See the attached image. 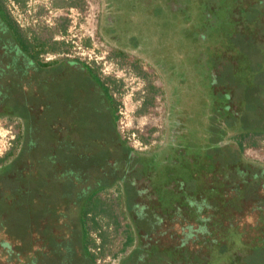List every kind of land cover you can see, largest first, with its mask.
I'll return each instance as SVG.
<instances>
[{
    "label": "rangeland",
    "instance_id": "374dc122",
    "mask_svg": "<svg viewBox=\"0 0 264 264\" xmlns=\"http://www.w3.org/2000/svg\"><path fill=\"white\" fill-rule=\"evenodd\" d=\"M89 1L93 7L98 9V34L104 40L105 45L102 46L97 41L89 45L83 54L77 52L76 55L83 57L82 59L89 63L98 75L104 77V82L108 83L115 111L112 101L104 89L101 87L98 89L92 84L89 74L83 69L84 67L71 66L73 63L82 65L78 59L59 57L58 65L52 64L51 67L40 68L34 75L28 74L25 65L19 67L16 63L14 65L9 63L11 59L8 62H0V105L5 106L0 112V160L3 159L0 161V174L7 168L8 172H12L11 167L9 168L10 164L14 163L16 166L13 171L14 175L4 172L2 176L5 178L0 176V215L3 213V217L0 218V229L1 233L16 237L22 243L21 245H24L23 249L31 245L38 246L36 236L38 233L27 231L29 223L34 222L38 227L44 219L60 223L61 219L66 217L76 225L77 217L75 216L80 214L79 210L84 211L86 205L83 200L89 198L88 194L91 192L95 194L104 188L105 190L112 189L111 192L109 190L110 193L108 192L111 197H115L113 189L118 192L123 191L128 196L130 184L127 183V178L134 177L137 180V187L140 189V179L146 178L148 174V179L153 184L157 182L165 184L163 185L164 192L168 191L169 184H172L170 190L174 191V184L178 188L184 183V179H181L184 175L179 176L180 170L185 169H183L185 155L184 152L179 151V138L185 142L189 134L190 139L186 141L190 142L192 148L185 153L202 155L207 152L206 150L196 151L195 145L213 140L214 137L209 135L214 134V130L199 131L198 133L191 130L183 131L190 126L189 117L191 114L187 116V112L192 110L193 114L197 116L195 109L198 108L200 102L196 103L195 100L198 96L203 97L205 94L204 88H197L202 83L197 84L195 81L203 67L197 65H201L197 58H190L187 64H183L184 60L186 61L184 55L170 54L171 46L183 47L185 42H188L185 41L186 38H190L187 35L188 25L185 24L190 21L206 27L204 31H199L201 27L194 31V37L202 40L199 41L201 47L196 51V54L203 57L212 54L214 59L219 57L220 61L223 60L222 57H236L234 64L244 63L246 67L248 65V70L238 67L243 82L238 85L236 92H240L245 101L244 122L251 127L255 123L256 129L264 130V4L259 3L258 0H254L251 5L246 6L245 4L246 10L243 12V16L247 18H240V0H235V7L231 3L226 6L225 0H196L212 11V14L209 15L208 8L203 10L204 7H202L196 16L191 13L187 5L190 0H179L182 6L174 12L178 13L177 21L183 23L181 24L183 28H174L172 34L163 33L160 34L161 37L158 33H154V30L152 35H147V31L149 32V27H151L150 23L159 25L168 17L169 12L173 9L172 4L162 5L161 0H139L138 4L135 3L131 7L129 4L121 3L120 9L125 8L126 13H124L118 11V6L116 7L114 4L115 0ZM75 2L76 5H74ZM86 4V0H25V3L22 4L15 0H5L8 11L10 12L11 8L14 12V14L10 12L11 16H17L24 23V26H20L24 33L29 36H46L51 41L53 39L56 41V36L65 34L68 28H71V32L68 33L71 40L67 45L71 47L70 43L72 40L75 41L72 44L75 45L74 50L77 51L80 50L79 46L88 44V40H85L83 36L86 26L83 24L84 11L88 10ZM71 6L76 8L72 12H68L70 14L68 19H63L61 10L56 9V7ZM157 7L164 8L158 13L159 15L154 13ZM89 12L91 11L89 10ZM203 14L204 16H202ZM192 16L194 20L190 19ZM202 18H208V20L198 23ZM230 19L239 20L232 23L239 29L232 31L233 37L230 38V42H234V46H239H235L233 52L229 53V40H227L226 34L229 32V28H232L227 23ZM222 29H225V39L217 36ZM136 34L139 35L135 39ZM203 37L206 38L203 39ZM158 39L161 41L158 42ZM138 40L143 42L140 48L145 50V54L129 45V42ZM163 40L168 42L163 43ZM135 44L137 45V42ZM62 51H66V49L60 50V52ZM116 51H123L124 56H117ZM205 67L209 68V66ZM174 75L177 77L172 80ZM15 79L18 88L17 105L12 107L17 109V112L9 108L11 103L15 102V97L11 96L12 84ZM193 82L197 84L196 88H194ZM42 86L49 93L41 92ZM165 86L168 88V92ZM100 90H103V93ZM167 97L169 99L166 109L165 100ZM165 109L166 116L172 113L171 123L164 120ZM115 117L121 121L120 125L124 129L118 127L119 123ZM61 118L69 121V124H66V121L61 123ZM164 128L167 132H164ZM120 129L126 137H132L127 138L129 142L138 139L151 143L157 139V143L147 151L163 145L157 150L145 153L148 163L140 165V168H135L136 163L132 161L131 164L128 158L123 160L121 157L120 145L124 141L122 137L121 139L119 137V135L121 136ZM164 133L166 140L163 143ZM204 133L205 135L202 136ZM132 134H134V138ZM233 135L226 136V140L223 139V141L234 142L237 139ZM62 136L65 142L62 147L64 151L61 150L60 141H57L54 148L51 143ZM253 140L255 143L246 144L242 156L248 162L264 167V137H255ZM251 146L258 149L253 150ZM208 151L211 153L212 149ZM15 157L22 162H15ZM126 165H133L132 172L125 168ZM186 169L188 170L187 165ZM157 172H159V176H157ZM235 176L231 172L227 175L230 180L239 178V175ZM204 178H206L204 181L207 182V185L212 186L220 178H223V175L219 171H215L214 174L207 172L206 175L204 174ZM116 180L119 182L115 185ZM108 185L111 187L109 188ZM106 186L108 187L106 188ZM240 186L244 188V183H240ZM219 190L222 196L215 195L214 200L220 205L223 202L229 203V210L225 208L226 214H217V217L224 218L225 227L213 230L209 240L215 237L223 244L229 243L232 246L231 249L236 252L238 251L235 247L242 246L240 241L246 242L251 247L262 244L264 241V204H262L264 189L261 188L259 196L246 195L249 199L252 197H257L258 201L261 199L260 209L255 208L254 201L245 200L242 203H235L231 200L237 196V191L235 192L231 188L229 180H226L225 185H221ZM155 191H161V188H155ZM167 195L168 192H166L165 198L160 199V205H166ZM186 196L183 191L181 199L185 201ZM146 200L148 199L146 198ZM135 201H127L124 197L121 201L119 200L118 205L117 201L115 203L112 201L115 213H118L117 224L110 215H106V224L109 226L106 225L107 227L103 229L102 224L100 228L108 232V235L106 234L107 241L103 246L105 252L126 251L129 254L139 243L143 245L141 247L149 248L151 241L157 239L168 249L180 244L190 226V231H193L197 238L193 239L194 242L192 239L188 240L185 245L189 249L207 250L199 243L203 241L202 235H206L208 238L209 234H202L198 231L200 222L193 217H184L185 219L182 217L180 222L177 218L178 220L171 222L172 218L164 217L162 211H159L156 213L163 216L159 229L147 235L143 233L144 230H138L136 223L131 219L133 212L127 209V207L131 209ZM188 205V203H182L179 208L182 212L179 214H186L190 210ZM167 207H169L167 212H170L167 215H172L171 207ZM191 212L194 214L193 211ZM209 222L210 220H206V223ZM128 223L135 230L136 237L133 243L123 247L126 238L125 227ZM201 223L204 224L203 221ZM229 224L232 226L227 229ZM3 236L2 234L1 238H4ZM64 236H66L65 232ZM77 236L79 235L76 229V234L73 233L72 237L69 236L65 240V244L70 246L67 250L71 252L62 256L63 259L57 258L58 262H61L58 264H93L89 256L85 254L84 257H80L71 248L74 244L75 246L78 244ZM74 241L75 243L72 244ZM220 246L219 248H221ZM262 251V248H257L255 252L250 251V248L246 249L239 263L233 261L235 259L230 256L231 254L223 255H225L224 260L231 259L228 264H233V262L235 264H264ZM221 256H219L222 259L220 261H224ZM165 260L164 262H166ZM183 262L180 264H189ZM174 263L172 262V264Z\"/></svg>",
    "mask_w": 264,
    "mask_h": 264
},
{
    "label": "trees",
    "instance_id": "16d2710c",
    "mask_svg": "<svg viewBox=\"0 0 264 264\" xmlns=\"http://www.w3.org/2000/svg\"><path fill=\"white\" fill-rule=\"evenodd\" d=\"M17 1L19 4L25 3V0H15ZM160 2H162V5H168V4H172V10L169 12L168 17L166 19H164L162 21V23H160L159 25H155L153 23L151 24V27H149V32L147 31V35L150 34H154L155 32L159 34V36H161L163 33L165 34H172L173 30L172 29H177L179 27L183 28V24L181 21H177V19H179L178 17V13L174 12V10H177V8L182 6L181 1L179 0H161ZM197 2V1H196ZM195 0H190L189 3H187V5L189 6L191 13L194 15H198V11L199 9H201L202 7L203 10L208 8L206 5L202 6L200 4V2L196 3ZM121 3L129 4V6H133L135 3L138 4L139 0H115L114 4L117 7L118 6V11H123L124 13H126L125 8L120 9ZM196 3V4H195ZM77 3L75 2L74 5H76ZM117 4V5H116ZM113 5V4H112ZM152 6V5H151ZM117 9V8H116ZM164 8L162 7H157L154 10L155 15H159L158 13L163 11ZM207 10V9H206ZM206 13V12H204ZM207 13L212 14V11L210 8H208ZM204 16V14L202 15ZM194 17L192 16V18H190L191 20ZM194 20V19H193ZM204 20H208V18H202L201 20L198 21V23L203 22ZM197 21V20H195ZM181 25V26H180ZM188 36L190 38H186L185 41H188L187 43L185 42L183 47H173L171 46V50H170V54H175L176 56L178 55V53H184V56L186 57V61L184 60L183 64H187L188 59L190 58H197V61L199 60L201 62L200 64H197L198 66H202L203 68L200 71V74L198 76H196L195 81H197L196 83H202L200 84L199 87L197 88H204L205 89V94L203 95V104H206V106L204 107V115L207 116L209 115L210 117V121L207 123L209 129L212 131L214 130V134L209 135L210 137H214L213 140H208L207 142L203 143L202 145H200L201 150H206L209 157H210V161L212 162V159L214 161H218L220 160V157L223 158V155L225 153V151L227 152L228 156L226 158L227 162H230L236 166H240L242 164L245 165V170L246 171H250L252 172V174H256L258 176L261 177V175L264 173V168L262 167H258V165H254L252 163H249L247 160H245L241 154H240V145H243L244 147L246 146V144H253L255 143V141L253 140V138L255 137H264V130H260V129H256L255 128V123L254 126L251 127L250 125H247L246 122H244V105L245 101L242 99V94L240 92H236V90L238 89V85H241L243 82V77L242 74L240 72H238V67H242L248 70V65L247 67L244 66V63H239V65L234 64L233 62L235 61V58H227V57H222L223 60H219V57L214 59L210 54L208 57H203V56H199L198 54H196V51L200 49L201 47V43L199 44V41L202 40H198L196 37H194L195 34V29H199V31H204L205 30V26H201V24H196L193 23L192 21H190V23L188 22ZM207 26V25H206ZM229 26H231L232 28H229V32H227L226 36H227V40H229V53L233 52V48L235 46H239V45H235L234 46V42H230V38H232L233 33L232 31H234L235 29H239V27L237 26H232L229 24ZM228 26V27H229ZM226 28V27H225ZM154 30V33H153ZM223 33H222V32ZM219 34L217 36H219V38H223L225 39V29H222ZM179 32V31H178ZM161 34V35H160ZM139 34H136L134 37L136 39V36H138ZM201 35H203V33L201 32ZM207 35V34H206ZM216 35V34H214ZM162 37V36H161ZM193 38V39H192ZM206 37H203V39H205ZM232 40V39H231ZM161 39H158V42H160ZM166 40H163V43ZM61 42L63 45H66L67 43L64 41H59ZM58 41H51L48 37H41V36H37V35H32L29 36L28 34L24 33L23 29L15 22V20L13 19V17L11 16L10 12L8 11L6 5H5V0H0V48L1 49H5L7 47L10 50H12L15 54L16 52H20V54L22 56H24L26 58V60L31 61L33 63V65L35 66L36 69H40L45 67L46 65H49L56 60H53L51 62H43L41 63L40 60V54L43 52H46L48 50H57L60 49L61 46H63L62 44H59ZM137 42V45L135 44ZM168 41H166L167 43ZM141 41H131L129 42V45L134 46L135 49L144 52V54L146 53L145 50H142V48H140V45L143 44V42L141 43ZM198 43V44H197ZM139 44V45H138ZM138 46V47H136ZM133 48V47H131ZM170 49V48H168ZM227 50V51H228ZM141 52V53H142ZM117 56H124V52L123 51H116ZM143 54V53H142ZM227 55V54H226ZM1 57V54H0ZM226 58V59H224ZM208 60V61H207ZM206 61V62H205ZM86 67L90 68V65H87L85 63H83ZM205 66H209L205 67ZM185 67H187V65H185ZM90 70H93V67L90 68ZM194 83V88H196L195 82ZM41 84V83H40ZM214 84L216 87H218V89H214L213 85ZM12 88L11 89V96L15 97L14 101L12 102L11 105L9 106L10 109H14L13 107H15L17 105L16 103V95H17V80L15 79V82L12 84ZM152 88V87H151ZM154 89V88H152ZM43 90V91H42ZM41 92H48V90H45V87L42 86ZM49 93V92H48ZM14 94V95H13ZM230 95V98H228L227 96ZM201 97V96H198ZM233 97V98H232ZM29 98V96H28ZM233 99L236 104H237V113L239 114H235L234 116H231V113L233 110H235L234 108H231L230 111L226 110V106L227 103L231 102ZM239 104V105H238ZM240 105L243 106V108L241 109ZM13 106V107H12ZM231 106V104H230ZM15 112H17V109H14ZM202 110V108H201ZM191 112V110H189ZM219 111H221V113H218ZM187 112V116L190 117L189 118H193L191 116H196V114H193V112ZM236 112V111H235ZM217 120V121H216ZM237 126V128L239 129V133H238V145L237 148H233L232 150L230 149L229 146L225 145L222 143L223 141V136L224 134L229 130V129H233L234 126ZM205 134H202V136H204ZM187 137V134H186ZM187 139H190L189 135L187 137ZM57 141H60V147L61 150L64 151V149L62 148L65 145L64 142V138L60 137V139L58 138L57 140H53L52 143V147L54 148ZM122 142V141H121ZM122 148L126 147L125 143L122 142L121 144ZM226 146L230 149V151H228L226 149ZM232 148V147H231ZM124 149V148H123ZM212 149V152L210 153L208 150ZM200 150V151H201ZM124 151V150H123ZM122 151V153H123ZM197 151V150H196ZM9 153H11L9 151ZM9 153H7L8 155H10ZM196 154V153H195ZM193 154V156L195 155ZM7 155V156H8ZM198 156V154H197ZM15 162L18 161V163L22 162V160H20L19 158L15 157ZM3 159H1L0 161H2ZM209 160V159H208ZM213 161V162H214ZM11 167L12 172H8V168L4 170V172H6L8 175L13 173L14 175V169H16L15 164H10L9 168ZM19 168V167H18ZM3 172V173H4ZM2 173V174H3ZM17 173V172H15ZM2 174H0L1 177ZM10 175V176H11ZM13 177H17V176H13ZM5 178V177H3ZM112 185V184H110ZM131 192V190H130ZM109 194L108 192H106V195ZM129 195V193H128ZM99 193H95V195H91L89 198H95L98 197ZM109 196V195H108ZM131 196V194H130ZM107 197V196H106ZM118 197V196H117ZM116 197V198H117ZM111 199H113V197H111ZM88 203V200H87ZM87 203L86 206L84 208V211L82 213V217L81 214L79 217L76 218V222L77 224L80 223L81 227L83 226V222L86 226V229H84V227L81 228V233L78 231V235L77 236V240H78V244L75 246H71V248H73V250L76 252L77 255H79L80 257H84L85 254L87 256H89V258L92 260V263L94 264V253L91 251L90 247H92L95 243H94V239L92 238V236L90 235L91 232V226H90V221L96 219L95 218V214L92 213L90 210V208H87ZM158 206L160 207L161 205V200L157 201ZM172 206V203L169 204V206ZM90 213V215H89ZM3 215V213H1ZM153 213L151 212H147L145 213V211L143 212H138L135 211L134 213L131 214V219L132 222L136 223L137 229L138 230H144L145 232H143L144 234H150L153 231L155 232L156 229H159L162 225L160 217H152L154 215H152ZM3 217V216H2ZM117 217H118V213H115L114 215V222L117 224ZM32 221V219H31ZM50 219H44V221H42L39 226H35V223H29V226L27 228L28 232H32L35 233L37 235H39L43 241L47 240L46 245L48 243V249H42L38 248L35 250L34 246L31 245L30 247H25L24 250L22 251V248L19 247L18 245V241L16 237L11 236L10 240L12 242H14L15 247L12 250V254H11V260L15 261V264H19L18 263V259L22 256H25V254H28V252H31V254L33 255V258L31 257V261L30 264H58L61 262H58V259H63L61 258L62 256H64L65 254H67L68 251L67 249H69V245L63 243V239H59L56 240L55 237L50 238L49 234H52V231L50 228H56V224L49 222ZM92 222H96V221H92ZM91 222V223H92ZM147 225V226H146ZM41 226V227H40ZM46 226V227H45ZM106 226V225H105ZM102 225L99 227L101 228ZM107 227V226H106ZM143 227V229H142ZM126 238H125V242L123 243V247L128 246L129 244L133 243L136 234H135V230H133L132 225L131 224H126ZM76 234V233H75ZM99 234L101 235L102 238V245L104 246L106 243V234L108 235V232L106 230H102L101 232H99ZM36 235V236H37ZM73 236V235H72ZM71 236V237H72ZM143 236V235H142ZM141 236V237H142ZM51 240H53L51 242ZM65 241V239H64ZM153 241V242H152ZM150 247L149 248H143L141 246H143L141 243L138 244L137 248L128 256L126 257L123 262L121 264H172V262L175 263H180L181 260H185L184 262H187V258H185V254L188 253L187 250L183 249L180 253H178V251L175 250V248L177 247V245L171 246L168 249L166 247H164L163 244L159 243V239L157 240H152ZM75 243L72 242V244ZM75 248V249H74ZM174 253V254H173ZM190 254V253H189ZM191 255V254H190ZM58 258V259H57ZM166 259V260H165ZM164 260L166 262H164ZM174 263V264H175Z\"/></svg>",
    "mask_w": 264,
    "mask_h": 264
},
{
    "label": "flooded vegetation",
    "instance_id": "af4514ba",
    "mask_svg": "<svg viewBox=\"0 0 264 264\" xmlns=\"http://www.w3.org/2000/svg\"><path fill=\"white\" fill-rule=\"evenodd\" d=\"M240 1H241V2H239V4L241 3L240 18H247V17L243 16V12H245V10H246L245 4H246V6L251 5V3L254 0H240ZM195 2H196V0H195ZM258 2L261 4H264V0H258ZM230 3L235 7V0H232V1L225 0L226 6ZM233 19L228 20L227 23L232 25V23H236L237 21H239V20L234 21ZM6 53H7V55H6ZM0 54H1V57H0L1 63L5 62V61L8 62L9 59H11L9 61V63L11 62L12 65H14L15 63L19 67L25 65L27 67L26 69L28 70L29 75L37 74L38 69L35 68V66L33 65V63L31 61L26 60V58L24 56H22L20 54V52H16V54H15L9 48L7 50V47H6L5 49L0 48ZM182 55H184V53L182 54L179 52L177 56H182ZM46 66H48V65H46ZM90 68H91V66H90ZM89 72L92 73V71H89ZM176 74H178V73H176ZM97 77H99V79L104 82V77H101L100 75H98ZM159 77H161V76L159 75ZM176 77H177V75L176 76L174 75L172 80ZM163 85H165V84H163ZM212 85H213V88L215 90L218 89V87H216L214 84H212ZM103 87L105 88V92H107V89L109 90L108 83L104 82ZM166 91L168 92L167 87H166ZM227 97L230 98V95H228ZM168 99H169V97H167V100H165V108L166 109H167ZM202 99H203V97H197V99L195 100L196 103H197V101L200 102V105H198V108L195 109V112H197V116L189 119L190 126L188 129L185 128V130H183L184 132H188L190 130L196 131V133H198L199 131H201V132L211 131L209 129V127L207 126L208 125L207 123L210 121V117H209V115H207V116L204 115L203 110H204V107L206 106V104H203L204 101ZM231 100H232L231 102L227 103L226 110L230 111L231 108H234L235 110L230 112L231 116H234L235 114H239V113H237L238 112L237 111L238 106L233 99H231ZM230 104H231V106H230ZM242 105H244V104H242ZM242 105H240L241 109L243 108ZM4 107H5L4 105H2V104L0 105V112L3 111ZM114 108H115V105H114ZM201 108H202V110H201ZM166 109H165V117H164L165 119L164 120H167L171 123L172 113L169 114L168 116H166V114H167ZM6 110H8V109H6ZM191 112H193V111L191 110ZM115 116H116V112H115ZM201 123H202V125H201ZM237 126H238V124L236 126H234L233 129H229L223 136V139H225L226 136H229L232 134H234L233 136H236L237 140H235L232 143L231 142L229 143L228 141H225V142L222 141V143L229 146L231 150L233 148H237V145H238L239 140H238L237 136H238V133L240 131L237 128ZM165 127H166V123H165ZM164 132H167V131H165V128H164ZM181 132H182V129H181ZM119 137L121 139L120 135H119ZM163 137H165L163 139V143H164L166 140L165 133H164ZM186 140H185V142H183L182 139L179 138V147H180L179 151L181 150L180 152H184V155H185V160L183 161V169L184 168L185 169L180 170L179 176H181L182 174L184 175V177L181 178V179H184V183L179 185L178 188H177L176 184H174L175 185L174 191L170 190V187L172 186V184L168 185V191H166V192H168V195H167L166 200H165L166 205H161L159 207L157 204L158 200L165 198L166 192H164V190H163V188H164L163 185H165V184L160 183V182L153 184L148 179V176H149L148 174H147L146 178L140 179V183L138 181V183L141 186L140 189H138V187H137V180H135L134 177H132V175L128 174L129 176L132 177V178H127L128 179L127 183L130 184V190H131V192L129 191V195L126 196L123 191L118 192V191H115L113 189L114 193L116 194V196H121L122 198L124 197L125 199H127V201L136 200L134 203V206L133 207L131 206L132 207L131 209H129L127 207V209L131 210L133 213L135 211H138V212L145 211V213H146V211H147V212L153 213L152 215H154V216H152V217H160V219H162L163 216L164 217L169 216L170 219L172 218L171 222L174 220H178V219L180 222V218H182V217L183 218L184 217H189V218L193 217L195 220H199L200 224L198 227V231L202 234H209L208 238L206 237V235H202L201 237H203V239H202L203 241H200L199 244H200V246H202L203 248H206L207 250L201 251L200 248L199 249L190 248L191 249L190 250L189 247L187 245H185V242H187L188 240L192 239V241H193V239L197 238L196 234H194L193 231L192 232L190 231V229H191V226H190L189 231L185 233L184 237L180 241V244H178L177 247L175 248V250L178 251V253H180L183 249L187 250V252L189 251L188 253L185 254V258H187L189 260H187V262H183V263H189V264H228V261L231 259L228 258L227 260H224L225 259L224 257H225V255H230V254H231L230 256L235 259L233 261L234 262L237 261L239 263L240 259L244 256V251L248 248H250V251H254V252L256 251L257 248H262V250H263L262 251V257L264 258V241L262 244L255 245L253 247L248 246L247 243L244 241H240L242 246H236L235 248L238 251V252H236V251L231 249L232 246L229 243L223 244L222 242H220L219 239H217L215 237L212 238L211 240H209L211 235H212L211 233L213 232V230H219V228L221 229V228L225 227L224 218L223 217L222 218L217 217V214H221V213L226 214V212H224L225 208H227V210H229V207H228L229 203L225 204V202H223L222 205H220V204H218L217 201L214 200L215 195L222 196L220 194V190H219L221 185L224 186L226 183V180L227 181L229 180V183L231 184V188H233V190L235 192L237 191V196L232 198L231 200L235 201V203H242V201H245V200H247L248 202L254 201L253 204H255L254 205L255 208L260 209L259 206H261V202H260L261 199H260V201H258L259 199L257 197H252V199H249L248 196H259L260 195V192L262 191L261 188L264 189V175H263L264 173L260 177L256 174H252V172H250V171H246L245 165L242 166V164H241L240 166H236L230 162H227L226 158H227L228 154L226 151L223 155V158L220 157V160H218V161H214L213 158H211L212 162L210 161L211 156L209 157L207 152H205L204 154L201 152L202 155L198 154V156H197V154L193 156V154L190 155L189 153H185V152H187V150H190L192 148V145L190 144V142L186 141ZM162 145H159L156 149L154 148V149H151L149 151L157 150ZM195 146H196L195 150H201L200 145H195ZM227 146H226V149L228 148ZM123 148L120 145L121 157L123 158V160L128 158V161L130 163L132 161L134 163H136L137 165L135 168H140V165H144V164L148 163V160L145 158L146 157L145 153H147L149 151H147V150L146 151H136V150H133L132 148H130L128 146L123 147ZM239 148H240V154L242 156L244 154L243 152H244L245 147L243 145H240ZM230 149L228 148L227 150L230 151ZM121 150H124L123 153ZM243 158L245 159V157H243ZM253 162H255V161H253ZM249 163H251V162H249ZM252 164H254V163H252ZM156 165H157V163H156ZM186 165L188 166V170L186 169ZM258 167H262V166L258 165ZM125 168H128V171H131L132 170L131 168H133V165H131V166L126 165ZM262 168H264V167H262ZM215 171H219L223 175V178H220V180H218V181L215 180L217 183H214L212 186H208L207 182L204 181L206 179V178H204V174L206 175L207 172L210 174H212V173L214 174ZM230 172L234 173V175H236V176L239 175V178L230 180L229 177H227V175ZM248 172H250V173H248ZM241 175H245V176L240 177ZM157 176H159V172H157ZM118 182L119 181L116 180L114 182V184L116 185V183H118ZM242 182L244 183V188L242 186H240V183H242ZM114 184H112V185H114ZM135 185H136V187H135ZM111 186H109V188ZM155 188H161V191H155ZM248 189H249V191H248ZM109 190H112V189H109ZM109 190H105L103 188V189H101V191L99 190L96 193L98 194L102 191L108 192ZM183 191L188 196V197L187 196L185 197V199H184L185 201H183L181 199V198H183ZM130 194H131V196H130ZM247 194H248V196H246ZM90 195H95V194L91 192L90 194L87 195V197H89ZM146 198L148 200H146ZM188 198H190V199L187 200ZM138 199H141V200L138 201ZM180 200H182V201H180ZM181 202L183 204L188 203L189 204L188 206L190 207V210H188L186 212V214H183V215L179 214V212H182L181 210H179V208L182 205ZM83 203H85V205H86V203H87L86 198L83 200ZM171 203H172V206L170 205V207H171L170 211H171L172 215H167L168 213L170 214V212H167V209L169 208L167 206H169V204H171ZM196 203L198 204V206ZM262 204H264V201H262ZM159 211H162L161 213L163 216H160L157 214ZM191 211H193L194 214H192ZM79 212H80L81 217H82L83 210H79ZM206 212H208V213L206 214ZM80 214H77L75 217H79ZM204 214H206V215H204ZM2 216L3 215L1 214L0 218ZM170 219H168V220H170ZM227 219H228V217H227ZM61 220L62 221L60 223H58L56 221L52 222V223L56 224V229L50 228L52 231V234H49L50 238H53V237L56 238L57 237L56 240L63 239V243H65L66 241H64V239L67 240L69 238V236L71 237L73 235V233H76V229H77V233H78V231L81 233L82 227H84V229H86L84 222H83V226L81 227L80 223L75 225V222L74 223L71 222L66 217L62 218ZM206 220H210V222L206 223ZM201 221H203L204 224H202ZM228 226L229 227H226L227 229H229L230 226H232V224H229ZM56 231H59V232L57 233ZM64 232H65L66 236H64ZM2 234L4 235L3 236L4 238H1ZM37 238H38V246H36V245L34 246L35 250L38 248H41V250L43 248L48 249V243L46 245L47 240H45L46 242L43 241L39 235H37ZM228 238L230 239V237H228ZM198 240H200V239H198ZM52 241L53 240H51V242ZM21 244L22 243L20 241H18V245H19V247L22 248V251H23L24 245H21ZM221 244H222V246H220ZM219 246L221 248L222 247L223 248L221 249V248H219ZM14 247H15V244H14V242H12L10 240L9 235L7 236L6 234L1 233V229H0V264H15V261L11 260V254H12V250ZM215 249H217V250H215ZM232 252H233V254H232ZM131 253L128 254L125 251L119 264H121L123 262V260L126 257H128ZM223 254H225V255H223ZM219 256L223 257V260L225 262L220 261L222 259L219 258ZM31 257L33 258V255L31 254V252H28V254H25V256H23V257L21 256L18 259L19 260L18 263L19 264H30ZM182 261H185V260H181V262ZM234 262H233V264H235Z\"/></svg>",
    "mask_w": 264,
    "mask_h": 264
},
{
    "label": "built area",
    "instance_id": "2783aa9c",
    "mask_svg": "<svg viewBox=\"0 0 264 264\" xmlns=\"http://www.w3.org/2000/svg\"><path fill=\"white\" fill-rule=\"evenodd\" d=\"M87 4V8L84 11V17H83V24H85V29L83 31V36L85 38V40H88V44H85L84 46H79V51L74 50L75 49V45H73L72 43H75V41L72 40L71 47H68L66 49V51H62V52H46V53H42L41 54V58L42 61L44 62H51L53 60L58 59L59 57L61 58L63 57H68V58H75L78 59L79 61H81L82 63H85L87 65H89V63L85 62V60H83L81 56L76 55L77 52H80L81 54H83V51H86L89 47V45L94 44L95 42L99 41L100 44L103 46L104 44V40L101 39L100 35L98 34V9L97 7H93L92 3L89 0H86ZM18 3V2H17ZM90 7V8H89ZM10 8V7H9ZM76 7H62V8H57L56 9H60L61 10V16H63V19H68V17H70V14L68 12H72L73 9ZM10 12L14 14L13 10L10 8ZM89 10L91 12H89ZM13 19L15 20V22L19 25V26H24V23L16 16L13 17ZM34 21H37V19H34ZM72 27V25H71ZM84 28V27H83ZM67 30V29H66ZM71 32V28H68V30L65 32V34H59L58 36L55 37L56 40L58 41H64L67 44H69V40H71V38H69L68 33ZM117 118V117H116ZM118 120V127H122V125H120L121 121L117 118ZM123 128V127H122ZM124 129V128H123ZM121 132V137L123 138L124 143L132 148L133 150L136 151H144V150H148L150 147H152L153 145H155V143H157V139L152 141L151 143L149 142H143L140 141L138 139H134L133 142H129L127 140V138H132L129 136H125L122 129H120ZM133 138H134V134ZM149 145V146H148ZM251 149L256 150L258 149L255 146H251ZM106 226L103 225V229H105ZM100 230L96 231V230H91L90 235L92 236V238L94 239V245L92 247H90L91 251L94 253L95 257H94V264H119L122 257H123V253L124 251H114V252H105L103 245H102V238L101 235L99 234Z\"/></svg>",
    "mask_w": 264,
    "mask_h": 264
},
{
    "label": "crops",
    "instance_id": "0c3cea01",
    "mask_svg": "<svg viewBox=\"0 0 264 264\" xmlns=\"http://www.w3.org/2000/svg\"><path fill=\"white\" fill-rule=\"evenodd\" d=\"M42 36H44V35H42ZM44 37H46V36H44ZM49 38V37H48ZM53 41H55L54 39H53ZM56 41H58V40H56ZM59 42V41H58ZM59 44H62L61 42H59ZM63 45V44H62ZM68 48V45L66 44V45H63V46H61L60 47V49H57V50H48V51H46V52H59L60 50H63V49H67ZM46 52H43V53H46ZM42 54V53H41ZM41 54H40V62L41 63H43L44 61H42V58H41ZM59 59H57V61H55V62H53V63H51V64H49L48 66H45L46 68H48V67H51L52 66V64H57L58 65V61ZM82 65H80L79 63H73V64H71V66H73V67H75V68H83L88 74H89V78H91V82H92V84H94L96 87H98V89H99V87H101L102 89H104V91H105V88L103 87L104 86V82L103 81H101L100 79H99V77H97L98 76V73L96 72V70L93 68V70H94V72L92 71V70H90V68L89 67H86L83 63H81ZM61 65L63 66V63H61ZM89 71H92V73H90ZM45 75H46V73H45ZM101 91V90H100ZM103 91V90H102ZM101 91V92H102ZM108 92V93H107ZM107 96H108V98H110L111 99V101H112V106H113V109H114V111H115V108H114V103H113V100H112V97L110 96V91L107 89ZM103 93V92H102ZM115 120H116V117H115ZM66 121V124H69V121H67V120H65V119H62L61 118V120H60V122L61 123H63V122H65ZM63 137V136H62ZM109 186V185H108ZM108 186H106V187H108ZM101 189H103V188H101ZM109 192V191H108ZM110 192H111V190H110ZM109 192V193H110ZM113 193H114V191H112ZM109 194H107L106 195V192H100L99 193V196L98 197H93V198H88V199H86V202H87V200H88V203H87V208L89 207L90 208V210L89 211H91L92 213H94L96 216H95V218L96 219H94V220H92V221H96V222H92V221H90V228L91 229H93V230H96V231H98V230H100V232L102 231V229H100L99 227L103 224V225H107L106 224V222H107V219L105 218V216L106 215H110L111 216V218H113L114 219V215H115V212H116V210L114 209V203H115V201H117L116 203H117V205H118V202H119V200L121 201L123 198L121 197V196H118L117 198H116V194L114 193V195H115V197H113V199H111V195H109ZM113 195V196H114ZM91 196V195H90ZM89 196V197H90ZM107 196V197H106ZM112 201L114 202V203H112ZM120 205V204H119ZM113 207V208H112ZM112 210V211H111ZM89 215H90V213H89ZM92 222V223H91ZM107 226H109V225H107ZM106 241H107V239H106Z\"/></svg>",
    "mask_w": 264,
    "mask_h": 264
}]
</instances>
